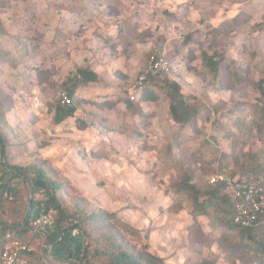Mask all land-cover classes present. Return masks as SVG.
Masks as SVG:
<instances>
[{
  "label": "rangeland",
  "instance_id": "374dc122",
  "mask_svg": "<svg viewBox=\"0 0 264 264\" xmlns=\"http://www.w3.org/2000/svg\"><path fill=\"white\" fill-rule=\"evenodd\" d=\"M214 51L227 60L217 78L201 59ZM154 53L200 108L195 123L172 122L155 79L130 102ZM80 67L100 81L78 88L75 114L56 124L59 96ZM263 74L264 0H0V151L11 165L42 163L69 183L76 192H59L62 201L108 214L105 230L134 253L167 264H264L171 191L183 173L201 188L242 163L264 170V141L248 129ZM30 199L5 200L0 229L16 225ZM29 240L41 254L43 240Z\"/></svg>",
  "mask_w": 264,
  "mask_h": 264
},
{
  "label": "trees",
  "instance_id": "16d2710c",
  "mask_svg": "<svg viewBox=\"0 0 264 264\" xmlns=\"http://www.w3.org/2000/svg\"><path fill=\"white\" fill-rule=\"evenodd\" d=\"M201 59L203 66L214 78L219 76L227 61L222 53L215 51L203 52ZM232 74L233 81L239 82L238 75L234 71ZM168 75L149 74L148 84L154 79L161 83L160 90L169 100L168 113L173 123L179 127L195 123L200 108L187 103L179 84L168 80ZM99 81L96 73L80 67L66 86L67 95L72 102L56 108L55 123L60 124L75 114L77 101L74 99L78 88L97 84ZM148 84L144 86L140 97L145 94ZM255 86L258 91L253 107L256 119L248 129L250 134V129L254 127L255 136L264 141V74ZM0 153V206L8 198L20 202L24 193L31 197L27 211L16 225L1 226L0 247L5 235L10 233L29 245L31 237L38 236L43 240L41 254L37 256L32 250L27 255V264H44L41 258L47 264H167L163 258L149 251L134 253L123 244V239L118 234L107 232L104 222L108 214L88 212L79 201H74L72 205L64 203L58 193L65 190L74 192L75 189L69 183L57 181L44 164L15 166L5 159L4 148ZM220 170L223 171L224 168ZM237 171V174H241L240 171H252L264 175L261 167H251L245 163L240 164ZM171 191L177 197L182 196L190 201L195 216L210 217L217 226L227 230L226 234L237 237V246L264 257V227L245 229L233 223L234 201L225 193L222 184H208L200 188L191 181L189 174L183 173L181 179L172 184ZM38 196L41 198H37ZM262 261L264 262L263 259Z\"/></svg>",
  "mask_w": 264,
  "mask_h": 264
},
{
  "label": "built area",
  "instance_id": "2783aa9c",
  "mask_svg": "<svg viewBox=\"0 0 264 264\" xmlns=\"http://www.w3.org/2000/svg\"><path fill=\"white\" fill-rule=\"evenodd\" d=\"M170 63L162 54H152L146 69L139 74L129 91V100L135 101L148 84L147 76L169 74ZM63 106L71 104L64 92L59 96ZM210 184H222L225 193L234 201L232 221L240 228L252 229L264 227V175L248 171L241 174L217 173L209 179ZM29 244L14 238L12 234L5 235L0 247V264H27V255L32 252Z\"/></svg>",
  "mask_w": 264,
  "mask_h": 264
}]
</instances>
